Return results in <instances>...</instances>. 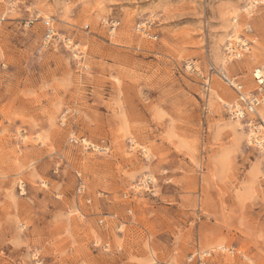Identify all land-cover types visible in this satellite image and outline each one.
<instances>
[{"label": "rangeland", "instance_id": "1", "mask_svg": "<svg viewBox=\"0 0 264 264\" xmlns=\"http://www.w3.org/2000/svg\"><path fill=\"white\" fill-rule=\"evenodd\" d=\"M208 65L256 89L264 0H0V264H264V162Z\"/></svg>", "mask_w": 264, "mask_h": 264}, {"label": "built area", "instance_id": "2", "mask_svg": "<svg viewBox=\"0 0 264 264\" xmlns=\"http://www.w3.org/2000/svg\"><path fill=\"white\" fill-rule=\"evenodd\" d=\"M260 1H251L248 2L243 8L244 17L248 20L247 24L244 26V33L246 35L252 33V28L250 20L254 17L257 10V6L260 4ZM149 20H144L142 23H139L135 31L142 34L143 36L148 37L149 39H154V36L149 34V29L152 25ZM46 25V34L45 42L46 43H58L60 40L55 34L53 28L49 25L48 22H45ZM117 23H111V28L114 31ZM252 41H249L244 36H240L237 39H230L224 46L223 55L225 63H231L234 61L241 60L244 55L250 51V46ZM189 70L198 72L195 66V63L188 64ZM213 76H218V78L224 82L236 95V99L232 102L225 103L223 105L224 113L227 118L233 122H236L241 125V127L246 131L248 137V146L255 151H257L260 156H262L264 162V73L261 69L253 71V79L256 84V89L250 93H244L243 87L240 82L237 81L236 77H228L224 70L217 71L212 65H208L207 73L205 76H202L203 79V88L205 91L209 92L210 83ZM71 143L80 144L85 149L97 150L104 152L103 148H94L86 140L71 138ZM23 188V186L21 187ZM20 188V189H21ZM83 192V188L79 187V193ZM139 192L148 194L149 196H156L155 183L150 177L144 178L139 181L134 188L132 193L134 195ZM99 224H103V221H99ZM209 254H193L187 261L190 263L192 260L196 264H206L205 257Z\"/></svg>", "mask_w": 264, "mask_h": 264}, {"label": "bare ground", "instance_id": "3", "mask_svg": "<svg viewBox=\"0 0 264 264\" xmlns=\"http://www.w3.org/2000/svg\"><path fill=\"white\" fill-rule=\"evenodd\" d=\"M257 69H255V71H256ZM238 127V126H237ZM239 130V129H238Z\"/></svg>", "mask_w": 264, "mask_h": 264}]
</instances>
